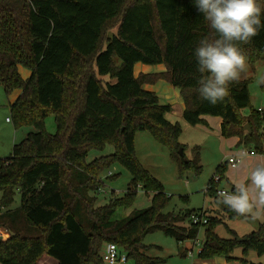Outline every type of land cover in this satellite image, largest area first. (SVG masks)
<instances>
[{"label":"trees","instance_id":"obj_1","mask_svg":"<svg viewBox=\"0 0 264 264\" xmlns=\"http://www.w3.org/2000/svg\"><path fill=\"white\" fill-rule=\"evenodd\" d=\"M215 36L195 0H0V82L7 94L21 89L12 104L16 127L36 129L9 157L0 158V208L5 209L0 225L14 232L0 235V264H36L45 254L57 264H102L100 251L109 242L127 261L166 264L146 252L144 237L163 231L184 242L198 239L202 228L200 259L264 264L248 259L250 250L264 255V222L245 236L227 224L231 237H224L217 230L220 221L206 212L207 223L191 221L194 209L164 212L169 198L164 186L135 153L136 133L147 130L169 147L181 169H201L179 151L185 147L179 141L181 123L168 117L172 106L144 87L160 79L180 89L189 123L208 125L204 115L219 116L224 137H239V148L264 153V111L242 114L251 104L249 79L231 83L228 97L216 105L199 95L194 52L201 39ZM239 47L251 64L264 59V28ZM138 62L164 63L167 70L136 75ZM19 65L31 70L30 77L21 75ZM50 114L54 133L45 125ZM106 143L114 145L113 153L88 159L93 148ZM115 161L129 170L132 183L124 196L95 206L105 186L100 175ZM227 169L228 163H221L219 184L210 180L207 190L215 199L221 181L230 183ZM140 187L152 192L153 205L114 219L119 208L132 205ZM17 190L21 205L11 209ZM218 205L229 217L239 216ZM183 220L189 225L179 224ZM237 247L241 257L234 255Z\"/></svg>","mask_w":264,"mask_h":264},{"label":"rangeland","instance_id":"obj_2","mask_svg":"<svg viewBox=\"0 0 264 264\" xmlns=\"http://www.w3.org/2000/svg\"><path fill=\"white\" fill-rule=\"evenodd\" d=\"M156 69L153 67V71H161L166 68ZM20 66V65H19ZM24 69L25 67L22 66ZM20 68V67H19ZM136 67V72L138 73ZM27 70V68L25 69ZM26 72V71H25ZM22 75V73H21ZM23 76V75H22ZM241 79H249V90L251 96V104L242 110V114L248 116L253 110L259 107H264V90L261 86V79H264V59H258L253 64L247 60V70L241 74ZM146 89L152 87L158 89V93L163 99L165 97H174L172 88L174 87L168 81L161 80L158 84H149L144 86ZM171 87V88H169ZM169 88L170 91H167ZM19 91L21 89H18ZM16 91V92H19ZM16 92L7 94L4 86L0 82V158L9 157L14 149L16 143H20L30 131H36L33 126H20L16 127L15 120L12 113V101L14 100ZM169 95V96H167ZM170 120L181 124V133L179 135V141L185 147L184 153L186 159H191L197 162L201 169L197 171L195 167L188 169H181L178 161L173 158L168 146L160 143L156 140L153 133L147 130H139L135 137V153L138 160L142 165L148 169V171L160 180L164 186V190L168 195V201L165 204L164 212L183 213L187 210H204L206 213L214 216L220 221L218 225V232L224 237H231V229L236 230L241 236L258 229L259 221L252 219L251 216H237L234 218L229 217L228 211L222 206L216 204V199L211 196L207 188L210 180L213 179L215 184H219L214 179L217 174L218 167L221 163H225L228 155L236 151L232 145L233 139L230 137H223L219 128L215 125H193L189 123L184 117L178 118L173 115L168 116ZM9 118V119H8ZM13 118V119H12ZM248 123V122H247ZM249 124V123H248ZM46 129L50 133H54L57 129L54 115L50 114L45 119ZM249 131V128H245ZM115 151V147L111 143H106L102 148H93L89 154L88 159L109 155ZM261 154L257 152V155ZM248 157V159L256 158ZM245 161V162H246ZM246 165L239 164L233 168L228 164L226 171V177L231 178L234 182L243 181L242 176L239 173L242 168H247V181L245 183L250 184V173L256 167L253 168L248 163ZM242 165V166H241ZM109 172H112L109 174ZM105 183V186L100 191L99 198L95 202V206H99L107 203L114 197H122L126 193L129 185L132 183V175L129 170L119 161L113 162L107 167L100 175ZM226 189L228 192L232 191V186L227 180H222L215 190L218 194L219 190ZM91 194H95L93 191ZM1 198V193H0ZM21 193L16 191L15 200L10 206L11 209L18 208L21 205ZM153 205V194H149L145 189L140 187L138 189L137 196L128 207L119 208L114 219H121L128 216L135 210L144 209ZM4 208H0V212L4 211ZM179 224L189 225L188 220L180 221ZM6 225H0V235L10 236L11 231L8 230ZM205 239V228L200 230L198 240L193 241L194 250L193 255L186 254L185 247L191 245V241H184L179 243L177 239L171 235L166 234L163 231H155L147 234L144 237V243L148 246L146 252L152 256L162 257L166 264H198V253L202 247V243ZM100 251V254L104 251V247ZM243 252L242 247H237L234 251L236 257H241ZM248 259L254 262L264 263V255H258L255 250H250ZM242 264L240 261L227 262L222 258L211 259L209 264ZM36 264H57V260L49 255H43ZM105 264V263H102ZM117 264H135L133 260L129 259L126 262H119Z\"/></svg>","mask_w":264,"mask_h":264},{"label":"clouds","instance_id":"obj_3","mask_svg":"<svg viewBox=\"0 0 264 264\" xmlns=\"http://www.w3.org/2000/svg\"><path fill=\"white\" fill-rule=\"evenodd\" d=\"M195 7L216 34L201 39L194 52L201 74L199 95L216 105L228 97L229 85L247 70V57L239 45L250 43L264 28V6L260 0H195ZM216 203L238 215L264 219V164L251 171L250 184L240 182L231 192H218Z\"/></svg>","mask_w":264,"mask_h":264},{"label":"crops","instance_id":"obj_4","mask_svg":"<svg viewBox=\"0 0 264 264\" xmlns=\"http://www.w3.org/2000/svg\"><path fill=\"white\" fill-rule=\"evenodd\" d=\"M162 64H164V63H161V64H145V63H141V62H138V63H136V65H135V69H136V67H138L137 68V71H138V73L136 72V70H135V74L136 75H139L140 73H157V72H163V71H166L167 70V67L164 69V70H161V71H156V72H147V71H153L154 70V68L153 67H155L156 66V69H158V68H160V69H162V68H164V66L162 65ZM165 65V64H164ZM166 66V65H165ZM20 68H19V71L22 73V75H23V77L24 78H28V77H30V75H31V70H29L28 68H27V70H25L26 69V67H25V69L22 67V65H20L19 66ZM26 71V72H25ZM161 80H164V79H160L159 81H157V84L161 81ZM165 81H167V80H165ZM149 84H151V83H147V84H145V85H149ZM155 84V83H154ZM144 85V86H145ZM172 85V84H171ZM169 88H171V87H169ZM169 88H166L167 89V91H170L169 90ZM149 90H152V91H155L158 95H160L159 93H158V89H153L152 87H149L148 88ZM16 91H19V90H15L14 92H16ZM13 92V93H14ZM170 92H172L173 94H174V97L172 98H170V97H165L164 99L161 97V96H159V98H160V102L162 103V104H170L171 106H172V108H173V110H172V113H170L168 116H171V115H173L174 117H178V118H181V117H183V112H184V109H185V102H184V100H183V97H182V95H181V92H180V89L179 90H177L176 88H172V91H170ZM17 94H15V96H13L14 97V100L12 101L13 103L16 101V99L18 98V96L20 95V93H21V90L19 91V92H16ZM167 96H169V95H167ZM12 103V104H13ZM204 118L208 121V125H204V126H216L217 128H219V130H220V133H222V122H223V119L221 118V117H219V116H211V115H204ZM197 125H203V124H197ZM223 136V135H222ZM224 137V136H223ZM231 139H233V142H232V145H234V148H237V149H239V147L237 146V142L239 141V137H230ZM236 149V150H237ZM233 152H235V151H233ZM246 161V160H245ZM245 163H248L249 165H251V167L253 168L254 166H257V165H260V164H264V153H261V154H258L257 155V157L256 158H251V159H248ZM243 165H246V164H244V163H242ZM242 166V165H241ZM247 168H242V171L239 173V176H242V178H244V179H242L243 181L242 182H245V180L247 179ZM228 179H229V181H230V183H232V184H236V183H240L241 181H238V182H234L231 178H229V177H227ZM247 181V180H246ZM259 221V220H258ZM188 241H191V245L190 246H187V247H185V251H186V254H188V249H190V248H192V247H194V244H193V240H188ZM179 243H183V242H179ZM203 244V243H202ZM202 248V247H201ZM189 255V254H188ZM215 258H222V259H225L224 257H215ZM212 259H214V258H212ZM199 262H198V264H209V262H210V260L211 259H207V260H202V259H200L199 258ZM226 260V259H225ZM228 264V263H227Z\"/></svg>","mask_w":264,"mask_h":264},{"label":"built area","instance_id":"obj_5","mask_svg":"<svg viewBox=\"0 0 264 264\" xmlns=\"http://www.w3.org/2000/svg\"><path fill=\"white\" fill-rule=\"evenodd\" d=\"M259 110L264 111V107H259ZM9 119V118H8ZM257 155V151L248 147H240L235 152H231L228 155L225 163H228L231 167L235 168L239 164L245 162L248 157H253ZM112 172H109L111 174ZM214 179L219 181L221 176L219 174H215ZM220 191H226V189H221ZM193 223H207L208 218L204 210L195 211L191 214L190 217ZM198 240V239H196ZM193 240V241H196ZM194 247L188 249V254L193 255ZM201 250V249H200ZM200 252V251H199ZM103 260L106 264H117L119 262L127 261V254L125 252H121L119 246L114 242H109L106 244L104 251L102 252Z\"/></svg>","mask_w":264,"mask_h":264},{"label":"water","instance_id":"obj_6","mask_svg":"<svg viewBox=\"0 0 264 264\" xmlns=\"http://www.w3.org/2000/svg\"><path fill=\"white\" fill-rule=\"evenodd\" d=\"M245 127H246V128H249V130H251V127H250L249 124H246ZM179 151H180L181 155L183 156V155H184L183 147H181V148L179 149ZM259 221H260L261 223H263V222H264V219L259 220ZM11 234H14V232L12 231ZM242 239H246V237H243Z\"/></svg>","mask_w":264,"mask_h":264}]
</instances>
